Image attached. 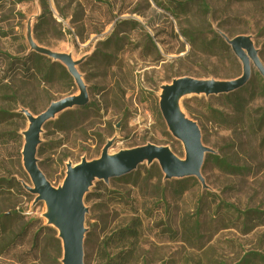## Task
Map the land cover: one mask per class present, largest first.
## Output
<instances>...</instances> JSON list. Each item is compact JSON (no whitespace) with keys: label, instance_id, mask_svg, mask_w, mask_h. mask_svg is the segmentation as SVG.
<instances>
[{"label":"rangeland","instance_id":"374dc122","mask_svg":"<svg viewBox=\"0 0 264 264\" xmlns=\"http://www.w3.org/2000/svg\"><path fill=\"white\" fill-rule=\"evenodd\" d=\"M202 1L207 9L199 0H46L55 22L36 33L42 0L0 1V78L10 61L5 55L23 58L39 50L71 56L88 87V109L70 117L65 130L52 125L57 115L40 137L46 147L37 156L39 166L54 187L62 186L68 165L99 159L108 143H113L110 156L155 145L186 160L184 145L162 117L160 97L163 88L179 78L241 76L242 64L223 36L250 37L264 65V0ZM176 3L185 4L186 12L171 13ZM197 32L208 40L214 34L222 37L224 44L215 48L222 61L203 55L202 47L191 40ZM262 84L264 78L253 67L248 88L241 93L252 110L264 106ZM67 90L64 82L40 79H7L0 87V111L8 114L0 125V216L14 215L0 220L7 231L0 239V264H57L54 233L46 234L39 251L29 238L10 252L4 247L30 220L59 232L47 218V204L24 188H33V183L21 152L30 126L24 112H44L68 97ZM71 95L80 96L76 84ZM193 96L180 99L185 113L183 103ZM207 103L234 117L226 99ZM197 123L204 146L237 170L206 163L202 184L197 178L166 180L157 161H145L127 181L111 179L106 188L94 191L96 181L89 192L101 199L85 203L84 264H104L103 243L136 219L142 225L139 239L126 244L133 250L129 264H264L258 257H264V127H230L207 110ZM39 227H31L32 235ZM120 244L112 243L108 251L121 252Z\"/></svg>","mask_w":264,"mask_h":264},{"label":"water","instance_id":"95a60500","mask_svg":"<svg viewBox=\"0 0 264 264\" xmlns=\"http://www.w3.org/2000/svg\"><path fill=\"white\" fill-rule=\"evenodd\" d=\"M223 38L242 64L240 77L228 81L179 78L165 86L160 97L162 117L172 135L184 145L186 160L179 159L166 147L155 145L138 147L110 156L113 143H108L99 159L91 162L83 160L76 166L68 165L65 180L58 188L51 184L39 166L37 153L41 145L40 137L45 125L57 115L89 104L88 87L77 70L80 64L74 62L71 56L35 50L62 63L80 91V96L71 95L53 102L39 115L24 112L30 126L23 134L24 145L21 153L24 169L33 183V188L26 185L24 188L35 195L37 201L47 204L50 211L47 218L59 231L62 264H84L85 219L88 212L84 199L96 181L108 183L111 179L131 174L145 161L149 164L157 161L166 180L197 178L204 184L202 168L205 157L213 152L204 146L198 123L186 113L183 115L179 112L178 99L190 94L211 97L233 93L248 83L253 67L264 78V65L250 37L241 35L232 39L224 36Z\"/></svg>","mask_w":264,"mask_h":264},{"label":"trees","instance_id":"16d2710c","mask_svg":"<svg viewBox=\"0 0 264 264\" xmlns=\"http://www.w3.org/2000/svg\"><path fill=\"white\" fill-rule=\"evenodd\" d=\"M2 1V0H0ZM24 0H16L18 4L22 3ZM200 1V6L207 9V5L204 1ZM177 9L171 8V13L174 15H178L179 13H185L186 12V5L183 3H176ZM42 6H43V13L38 18V23L35 26V33L38 31L39 28L47 27L51 24V22H55V20L52 17V12L49 10L46 0H42ZM135 23V22H134ZM193 43H198L202 47L203 55L207 58H217V60L222 61V57L218 56L215 52L216 44L221 43L224 44L222 37L219 34H214V36L211 39H207L204 36V33L197 32V35H194L191 39ZM41 44V42L39 41ZM152 45L155 46L154 42H152ZM10 61L8 60V63L6 65V69L4 70L5 76L3 78H0V87L3 85V82L9 79V82H16L17 80H24V82L33 81L40 79L43 82L47 84H51L53 82H64L68 87V94L71 95V89L75 88L74 80L69 75L66 67L57 61H54L53 59L42 55L36 51L29 52L25 57L23 58H13L10 56L5 55ZM218 56V57H217ZM240 77V76H239ZM238 78V77H237ZM225 81L228 80H234L236 78L225 77L222 78ZM248 83L241 89L237 90L238 92H233L227 95H221V96H193L192 98L185 100L183 103V107L186 111V113L196 122L198 119L202 116V113L205 112V110L209 111L214 117H217L221 120V122L224 125L227 126H234L236 128H240L242 130H253L254 128L258 127L259 130H261L264 127V106H260L255 110H252V108H249V102H245V99L241 96L242 91L247 90ZM261 91L264 95V84L261 85ZM256 93L253 92L250 97V101L253 102L255 99ZM213 98H224L229 103V108L233 111L234 117H230L227 113L223 111H218L212 108H209V105L207 103V99L211 100ZM88 106V105H87ZM87 106L83 108H79V110H67L61 114H59V119L56 120V122L49 121L45 125L48 128L50 124L54 125L55 127H59L61 130L68 129L70 127V122H68V119L72 116L80 114L81 111H86L88 108ZM82 113V112H81ZM39 115V114H38ZM8 114L6 112L0 111V125L2 124V121H5L7 119ZM264 143V140L261 141V144ZM46 144L40 145L38 148L37 155H43L45 150ZM212 162L213 164L218 165L220 168L232 172L236 171L237 168L234 167L228 159L221 158L220 156L215 155L214 153H209L205 157L204 165L202 170L204 169L206 163ZM151 171V170H148ZM131 176V174H128L126 176L120 177L117 180L120 181H127L128 178ZM135 179H139V174L137 173L135 176ZM187 179V178H185ZM183 181V180H182ZM184 182V181H183ZM5 183L9 184L10 181H5ZM2 182L0 181V186ZM104 181H98L96 182V186L94 187V191H101L103 188H106ZM94 198L101 199V195L95 194L94 192H88L85 196L84 202L89 203ZM228 209H233L231 206H227ZM246 214V213H245ZM14 215H7L3 214L0 216V220H11L13 219ZM260 219V218H258ZM35 224H39L38 230L32 235L31 227ZM142 223L140 220H132L126 227L120 229L118 232H114L112 236L109 237V239L106 240V242L103 243V249H104V255L105 257L102 258L105 263L104 264H129L131 262V258L133 255V250H127L126 244L128 243V240L137 241L140 237V227ZM4 226L0 222V239L4 238L7 235V231L5 228H2ZM4 229V230H2ZM54 233L56 242L58 243V255L55 258V261L57 264H61L62 260V245L61 240L57 238L58 236L57 231L54 228H51L47 225H44L39 220H30L23 228L22 230L14 236L11 242L5 243L4 250L10 252L11 250H14L18 248V244L23 246V242L25 239L32 240V248L39 251V246L41 243V240L46 236V234ZM20 237V238H19ZM21 240V241H20ZM18 243V244H17ZM112 243H121L119 246L123 250L117 254L109 252L108 249L111 248L113 245ZM123 243V244H122ZM125 249V250H124ZM261 261H264L263 256H258ZM247 260L244 259L243 262H246ZM21 264H26L24 260H18Z\"/></svg>","mask_w":264,"mask_h":264},{"label":"bare ground","instance_id":"6f19581e","mask_svg":"<svg viewBox=\"0 0 264 264\" xmlns=\"http://www.w3.org/2000/svg\"><path fill=\"white\" fill-rule=\"evenodd\" d=\"M179 99H180V98H179ZM179 99H178V101H177V106H178L179 112H180L181 114L185 115V112L183 111V109H182L181 106H180ZM55 222H56V221H55ZM55 222H54V224H56Z\"/></svg>","mask_w":264,"mask_h":264}]
</instances>
